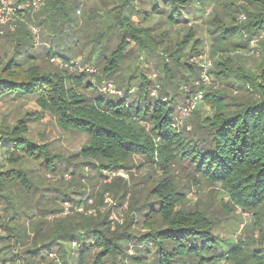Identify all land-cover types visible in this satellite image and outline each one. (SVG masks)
I'll use <instances>...</instances> for the list:
<instances>
[{"label":"trees","instance_id":"16d2710c","mask_svg":"<svg viewBox=\"0 0 264 264\" xmlns=\"http://www.w3.org/2000/svg\"><path fill=\"white\" fill-rule=\"evenodd\" d=\"M89 2H102L111 18L81 22L77 12L84 13ZM209 4L214 9L206 23L217 59L211 74L218 80L234 78L230 85L241 91L239 99L224 90L204 94V86L196 83L201 66L190 60L202 53V38L197 26L188 23ZM27 16L49 42L46 55L74 70H46L37 63L39 38L21 21ZM24 17L16 20L15 31L0 27V36L15 42L12 52L0 56V99L36 97L62 128L84 133L88 141L79 151L86 160H62L46 143L28 137L24 120L13 126L0 122L1 264H264V246L259 251L252 242L222 238L208 211L186 207V197L168 178L148 193L156 200L146 198L141 207L131 193V208L139 207L144 232L131 227L134 216L115 226L102 213L59 217L45 229L44 216L59 211L57 198L47 196L41 178L34 179L26 166L33 161L50 173L70 172L75 176L71 184L79 187L85 176L82 161L116 172L132 169L137 156L166 167L186 162L205 180L221 183L233 209L264 216V64L255 73L239 63L242 56H233L251 50L250 41L257 39L264 61V0H45L40 10ZM153 17L159 19L151 26ZM142 51L162 64L160 90H151ZM80 55L88 69L98 71V83L113 81L120 93L102 91L87 72H80L74 61ZM183 85L189 89L181 90ZM198 92L213 113L196 109L191 128H181L177 120L178 114L184 116V103L179 113L178 103ZM116 187L111 188L114 197L122 201L128 190ZM61 193L64 200L83 203L67 189ZM39 213L42 218L35 219ZM28 227L36 240L16 253ZM51 252L58 257L50 259Z\"/></svg>","mask_w":264,"mask_h":264},{"label":"rangeland","instance_id":"374dc122","mask_svg":"<svg viewBox=\"0 0 264 264\" xmlns=\"http://www.w3.org/2000/svg\"><path fill=\"white\" fill-rule=\"evenodd\" d=\"M234 1L238 4L246 3V0ZM85 7H87V10L84 13L82 10H78L77 12L79 16L78 18L81 22L85 21V19L99 22L103 19L111 18V14L107 10L108 7L102 2H89ZM221 8L224 9V7ZM213 9L214 4H209L201 17L188 23L190 26H197L198 37L202 38V53L196 56L193 55L190 60L201 66L199 71L200 77L196 83L200 86H204V94L209 91L224 90L225 93L232 94L233 97L239 99L241 98V91L237 87L234 88L230 85L236 82L234 78L231 77L226 78V80H218L213 74H211V71L216 67L215 63L217 59L214 58L212 54V40L209 36V29L206 21L212 14ZM158 19V17H153L149 22V25H154ZM244 19H246L245 14H239V20L243 21ZM21 21L25 22L29 29L34 25V20H31L29 16L26 18L24 17ZM14 29H16L15 26H7L5 28L6 32L10 30L15 31ZM36 33V36L38 35L39 38V40L35 42L36 44L34 48L37 54V63L46 70H54L56 68L71 70L72 66H66L57 59L46 55L47 50L45 48L48 49L49 42L43 39L42 30L39 29ZM14 45L15 42L12 40L10 41L5 36H0V56L2 57L3 55L12 52ZM257 46V39H252L250 41L251 50L245 49L243 52L233 54L235 57L237 55L242 56V58H238L239 63L245 64V67L248 70H252L255 73H259L258 67L261 63L264 64V61L262 60L263 53L260 51V47ZM158 50L160 53L162 52L161 48H158ZM141 55V64L145 67L147 75L153 83L151 90H160V81L164 78V73L161 69L162 64L158 66L159 59L157 56L146 57L144 51H142ZM160 57L166 59L167 62L170 60L165 53H162ZM74 61L78 62L79 65H77L80 72H87L89 78L94 80L96 84H99V89L104 92L120 93L113 81L105 79L102 83H98L95 75L98 71L96 72V69L92 66L88 69L87 66L89 65L82 63L83 60L81 55L77 56ZM180 89L188 90L189 87L183 85ZM187 101L188 99L186 102ZM186 102L185 99L179 101L177 108L178 113L180 106ZM196 109L200 110L202 115H211L213 113L211 107L205 103L204 99L198 103L193 111ZM192 112L189 116H183V114L179 116L180 114H178L177 121L181 128H191L190 123L194 113ZM19 119L24 120V123L27 124V134L33 142L38 144L46 143L51 152L61 154L64 157L62 160H70L72 162L86 160L80 157L79 151L82 146L87 143V135L77 132L76 130L62 128L58 119L52 113L48 110L42 109L38 102V98L19 97L16 99H0V122L5 124L8 123L13 126ZM132 162L134 163L132 169L116 172L108 171L103 168L101 169L94 165L91 166V163H83L82 161V164H84L83 172L85 176L81 177V183L78 184L79 187H75L74 184H71L75 176L70 172H66L65 174H54L45 171L43 167H40L36 162H27L26 166L29 168L28 171L33 178H39V180L41 178L40 186L42 187V190L46 192L47 196L57 198L56 208L58 207L59 211L50 212L47 216H44L46 221L42 226L47 229L51 225H54L59 217H65L72 214L76 215L77 213H80L86 216H93L102 213L109 214L110 220H112V224L115 226H124L131 220V216H134L131 227L134 228V231L136 232H144L146 228L143 227L139 215V207L136 210L135 206L134 208H131V193H135L137 198H139L137 206L142 204L146 198H148V200H156L154 199L155 197L149 196L148 193L157 183L168 178L186 197V207L198 206L199 208L208 211L209 217L216 221L215 232L218 235L222 238L232 237L242 241L252 242L253 245L256 244L258 248H261L258 249L259 251H263L261 246H264V216L256 217L254 212L243 211L240 208L233 209L221 183H212L205 180L201 175L194 173L193 169L189 168L186 162H177L166 167L142 156L134 157ZM97 169L102 171L99 170V172ZM84 184L87 185V187H83L82 185ZM114 184L117 185V187ZM109 186L111 187L109 188ZM115 187L118 190H128V194L122 201H119L114 197V192L111 188ZM64 189H67V191L71 193V198L83 199V203L80 204L81 206L73 203V201L64 200L63 194L61 193ZM74 190H82L85 192L79 193ZM262 210H264V208ZM5 214L6 213H3L2 215L6 217L7 215ZM38 218H42L40 213L35 216V219ZM28 228L27 236L24 240L25 243L17 244V247L15 248L16 253H20L22 249L32 245L36 240V232H34L31 227ZM3 233L4 230L0 229V234ZM76 246L77 242H73L72 248ZM19 256H21V254H19ZM57 257L58 255L55 252L49 253L50 259H56ZM221 264L229 263L223 262Z\"/></svg>","mask_w":264,"mask_h":264},{"label":"built area","instance_id":"2783aa9c","mask_svg":"<svg viewBox=\"0 0 264 264\" xmlns=\"http://www.w3.org/2000/svg\"><path fill=\"white\" fill-rule=\"evenodd\" d=\"M45 0H0V27L15 26L17 19H23L27 12H36L44 5ZM32 32L39 31L38 27L32 25ZM119 92V91H118ZM203 99V93L198 92L192 98L188 99L183 105L184 116L189 115Z\"/></svg>","mask_w":264,"mask_h":264}]
</instances>
